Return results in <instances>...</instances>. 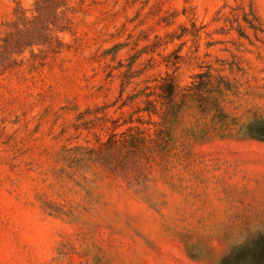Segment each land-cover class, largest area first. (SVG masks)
<instances>
[{
  "label": "rangeland",
  "instance_id": "rangeland-1",
  "mask_svg": "<svg viewBox=\"0 0 264 264\" xmlns=\"http://www.w3.org/2000/svg\"><path fill=\"white\" fill-rule=\"evenodd\" d=\"M0 264H264V0H0Z\"/></svg>",
  "mask_w": 264,
  "mask_h": 264
},
{
  "label": "trees",
  "instance_id": "trees-1",
  "mask_svg": "<svg viewBox=\"0 0 264 264\" xmlns=\"http://www.w3.org/2000/svg\"><path fill=\"white\" fill-rule=\"evenodd\" d=\"M211 79L209 72L198 73L188 87L180 90L174 77L169 75L163 77L157 86L158 92L145 94L144 106L139 109V112L146 113L149 117L152 115L159 117L160 121L153 123L154 129L152 130L146 128L144 131L134 132L137 136L131 134L129 144L132 147L147 148L149 145L157 143L166 130L171 132L173 124L179 120L190 100L197 101L200 111L203 113L213 109L215 115L220 116V120H222L223 116L218 100L212 96L215 91L218 93L221 91L213 90ZM210 103L211 106H209ZM129 130L132 129L129 128Z\"/></svg>",
  "mask_w": 264,
  "mask_h": 264
}]
</instances>
